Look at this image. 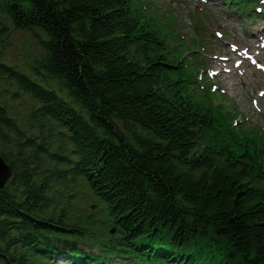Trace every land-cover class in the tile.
Returning <instances> with one entry per match:
<instances>
[{"label": "trees", "instance_id": "1", "mask_svg": "<svg viewBox=\"0 0 264 264\" xmlns=\"http://www.w3.org/2000/svg\"><path fill=\"white\" fill-rule=\"evenodd\" d=\"M143 2L6 7L40 51L25 69L0 61V264L86 257L96 226L115 228L104 251L144 264H264V135L175 77ZM83 189L98 220L77 213Z\"/></svg>", "mask_w": 264, "mask_h": 264}, {"label": "rangeland", "instance_id": "2", "mask_svg": "<svg viewBox=\"0 0 264 264\" xmlns=\"http://www.w3.org/2000/svg\"><path fill=\"white\" fill-rule=\"evenodd\" d=\"M11 1L0 0V24L5 26L4 30H0V61L25 69L26 63L39 53L40 46L31 32L15 28L6 10ZM157 2L161 10L164 9L174 17L176 32L183 37L190 36L194 32L192 27L194 22H190L192 15L195 14L193 18L195 21L199 15L204 17L206 23H214V13L211 9L216 8L218 13L216 20L221 25L218 29L223 36L221 40H215L211 36L208 48L212 50V65L208 68L224 69L228 73L218 78L214 74L210 76L205 69L202 77L213 78L218 83L217 88L220 93H216V102L219 104L220 100H223L226 103L224 106L229 111H236L238 120H235V123L264 132V38H261L259 44H251L245 35L248 25L241 26L240 18L232 14L229 21L224 19V14L219 9L220 2L209 1L208 4L215 6L210 9H206L209 7L202 4L200 0H158ZM201 10H205L204 13ZM154 17L160 24L159 17L161 16L157 13ZM166 22L168 19H162V23ZM254 22L253 20L249 22V30ZM214 26V24H209L208 29L212 31ZM204 30L207 34V30ZM183 40L187 45L186 38ZM185 56L187 57L188 53H185ZM240 61L242 63H239ZM195 63L190 65L191 69L197 68ZM91 200L93 199L90 198L86 202L79 197L81 205L84 202L88 205ZM95 208L92 205L83 212H89ZM49 264H62V262L56 260L50 261Z\"/></svg>", "mask_w": 264, "mask_h": 264}, {"label": "water", "instance_id": "3", "mask_svg": "<svg viewBox=\"0 0 264 264\" xmlns=\"http://www.w3.org/2000/svg\"><path fill=\"white\" fill-rule=\"evenodd\" d=\"M12 175L11 168L6 164L0 156V188H2Z\"/></svg>", "mask_w": 264, "mask_h": 264}, {"label": "bare ground", "instance_id": "4", "mask_svg": "<svg viewBox=\"0 0 264 264\" xmlns=\"http://www.w3.org/2000/svg\"><path fill=\"white\" fill-rule=\"evenodd\" d=\"M261 34V33H260ZM198 36H196V38H197ZM218 74H220V73H218Z\"/></svg>", "mask_w": 264, "mask_h": 264}]
</instances>
